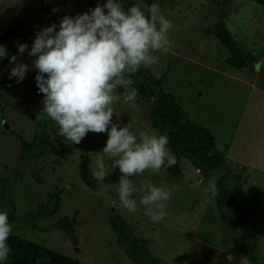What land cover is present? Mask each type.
<instances>
[{"label": "rangeland", "instance_id": "1", "mask_svg": "<svg viewBox=\"0 0 264 264\" xmlns=\"http://www.w3.org/2000/svg\"><path fill=\"white\" fill-rule=\"evenodd\" d=\"M86 1L0 0V45L8 53L0 59V211L7 213L12 234L84 264H134L110 227L117 217L132 234L146 240L149 255L163 264H229L228 254L234 255V264H241V258H247V264H264V6L252 0H123L125 10L136 5L146 15L148 6L158 4L172 22L170 49L155 52L158 62L143 68L159 79L162 91L174 97L191 122L209 130L225 167L240 176L229 177L226 186L239 184L244 197L245 214L217 209L203 191L197 169L176 157V165L166 171L149 170L131 178L137 187L148 181L172 192L165 219L153 223L143 206L133 214L120 203L118 167L103 182L92 176L93 161L103 157L109 171L114 163L102 153L107 133L89 132L79 144H72L45 116L47 142L69 145L70 152L47 149L30 156L42 149L34 140L37 70L32 66L35 57L27 51L20 55L18 45L26 43L30 51L44 27L56 24L58 30L65 15L90 13L106 3L91 0L84 10ZM221 16L237 46L255 56V65L235 69L227 64L228 50L212 34ZM12 55L24 57L31 68L20 83L9 78L15 66L9 63ZM152 103L138 95L135 102L125 104L121 96L112 120L121 127L130 125L136 135L156 133L148 115ZM16 134L33 141L25 158ZM55 190L58 209L48 214L40 207ZM140 195L133 198L139 201ZM72 216L76 221L72 232L56 226L60 218ZM246 231L255 236L251 250L244 243Z\"/></svg>", "mask_w": 264, "mask_h": 264}, {"label": "clouds", "instance_id": "2", "mask_svg": "<svg viewBox=\"0 0 264 264\" xmlns=\"http://www.w3.org/2000/svg\"><path fill=\"white\" fill-rule=\"evenodd\" d=\"M172 28L158 4L148 6L146 15L136 5L125 10L123 0H106L90 13L65 15L58 30L56 24L41 29L30 51L26 43L18 45L20 55L27 51L29 57H35L32 66L37 70L38 94L44 97L42 113L57 123L59 134L72 144H79L89 132L107 133L102 153L114 158V163L109 171L103 157L93 161L92 176L103 182L118 167L120 203L133 214L143 206L153 223L165 219L172 192L148 181L137 187L131 178L176 165V157L167 147L169 136L147 131L134 134L130 125L121 127L113 122V106L121 96L125 104L135 102L138 91L131 87V77L141 67L158 62L155 52L170 49L168 33ZM7 57L6 47L0 45V59ZM9 63L15 65L9 78H16L17 83L31 70L29 64L18 62L17 55H12ZM118 88L125 91L118 94ZM203 191L217 196L216 179L209 178ZM135 193L141 194L139 201L133 198ZM11 234L8 215L0 211V262L11 252L7 243ZM226 259L229 264L235 262L232 254ZM241 264H247V258H241Z\"/></svg>", "mask_w": 264, "mask_h": 264}, {"label": "trees", "instance_id": "3", "mask_svg": "<svg viewBox=\"0 0 264 264\" xmlns=\"http://www.w3.org/2000/svg\"><path fill=\"white\" fill-rule=\"evenodd\" d=\"M252 1L264 6V0ZM90 3L91 0H87L82 4V8L84 10L88 9ZM42 7L49 11L48 5L42 4ZM212 34L217 42L228 50L226 62L231 67L239 69L257 63L254 55L237 46L235 39L225 25L224 16L217 18L212 28ZM131 78L134 81L131 87L138 91V95L153 100L148 111L149 118L157 135L168 134L169 144L167 147L175 157L185 158L197 169L204 188L207 186L209 178L216 179L219 194L213 197L210 193H206L214 201L216 208H226L232 214H245L243 210L244 197L240 185L236 184L231 188L226 186L229 177L239 180L240 176L232 174L225 167L224 158L216 148L209 130L202 125L191 122L174 97L162 91L159 79L149 71L141 67ZM122 91L123 88L117 89L118 94ZM43 99V94H38V120L34 135V140L42 149L37 150L36 153L30 156L42 154L47 149L50 152H70L69 145H52L47 142L45 123L42 121V118L46 116L42 113ZM16 136L20 140V155L25 158L28 156L25 153L32 147L33 141L26 142L19 135L16 134ZM32 175L38 183L41 182L35 173ZM58 191L55 190L47 194L45 203L40 207L42 211L46 210V213L49 214L58 209ZM75 223L74 216L70 218L62 217L56 222V226L62 230L72 232ZM110 227L116 233L117 239L123 244L125 255L134 264H163L161 260L149 255L146 240L132 234V230L121 219L115 217L110 221ZM244 234V243L248 246L247 250L253 249L255 243H251V240H255L254 234L247 231ZM7 243L11 248V252L7 260L0 262V264H84L13 234L10 235Z\"/></svg>", "mask_w": 264, "mask_h": 264}, {"label": "built area", "instance_id": "4", "mask_svg": "<svg viewBox=\"0 0 264 264\" xmlns=\"http://www.w3.org/2000/svg\"><path fill=\"white\" fill-rule=\"evenodd\" d=\"M18 62H23V63H26V60H25V58H24V57H21V58H19V59H18Z\"/></svg>", "mask_w": 264, "mask_h": 264}]
</instances>
